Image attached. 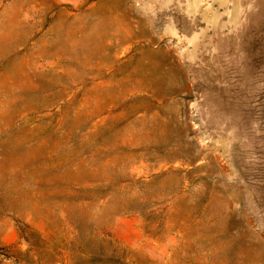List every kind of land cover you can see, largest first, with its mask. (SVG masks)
Listing matches in <instances>:
<instances>
[{"label":"rangeland","instance_id":"obj_1","mask_svg":"<svg viewBox=\"0 0 264 264\" xmlns=\"http://www.w3.org/2000/svg\"><path fill=\"white\" fill-rule=\"evenodd\" d=\"M0 264H264V0H0Z\"/></svg>","mask_w":264,"mask_h":264}]
</instances>
